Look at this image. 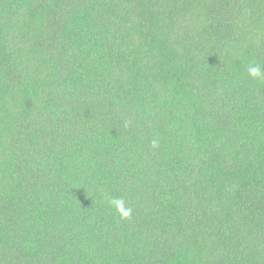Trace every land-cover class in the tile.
I'll return each mask as SVG.
<instances>
[{"label":"trees","instance_id":"16d2710c","mask_svg":"<svg viewBox=\"0 0 264 264\" xmlns=\"http://www.w3.org/2000/svg\"><path fill=\"white\" fill-rule=\"evenodd\" d=\"M250 65L264 0H0V264H264Z\"/></svg>","mask_w":264,"mask_h":264},{"label":"clouds","instance_id":"9594fccd","mask_svg":"<svg viewBox=\"0 0 264 264\" xmlns=\"http://www.w3.org/2000/svg\"><path fill=\"white\" fill-rule=\"evenodd\" d=\"M248 73L254 78H264V69L259 65H250L248 67ZM152 146L155 148L157 146V141H152ZM109 203L115 208L117 213L120 214L122 219L131 218L133 209L126 206L123 198H112Z\"/></svg>","mask_w":264,"mask_h":264}]
</instances>
